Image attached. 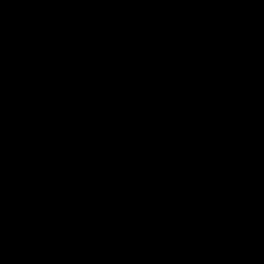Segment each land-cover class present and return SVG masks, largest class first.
Returning <instances> with one entry per match:
<instances>
[{"label": "trees", "instance_id": "1", "mask_svg": "<svg viewBox=\"0 0 264 264\" xmlns=\"http://www.w3.org/2000/svg\"><path fill=\"white\" fill-rule=\"evenodd\" d=\"M76 1L0 0V110L22 109L14 129L0 128V195L53 187L99 161L134 120L113 112L112 94L155 89L144 58L171 86L208 80L199 63L220 45L233 75H264V0H133L117 19L87 25ZM191 124L196 132L178 133L214 157L180 174L166 200L57 218L0 213V264H128L166 247L207 260L263 239L264 122L234 94L213 93Z\"/></svg>", "mask_w": 264, "mask_h": 264}, {"label": "water", "instance_id": "2", "mask_svg": "<svg viewBox=\"0 0 264 264\" xmlns=\"http://www.w3.org/2000/svg\"><path fill=\"white\" fill-rule=\"evenodd\" d=\"M133 0H77L75 13L82 24L113 21ZM7 12L0 7V25ZM218 55L204 67L208 80L185 86H168L150 92L115 91L111 106L119 116L130 112L131 152L95 174L83 185L54 189H24L0 195V213L24 218H57L86 210H132L166 200L173 181L191 168L209 163L214 153L201 149L177 129L196 130L191 114L196 104L213 94H234L264 122V76L236 77ZM128 264H264V238L246 248L226 246L207 260L174 252L134 254Z\"/></svg>", "mask_w": 264, "mask_h": 264}, {"label": "built area", "instance_id": "3", "mask_svg": "<svg viewBox=\"0 0 264 264\" xmlns=\"http://www.w3.org/2000/svg\"><path fill=\"white\" fill-rule=\"evenodd\" d=\"M225 62L228 64L226 60ZM139 64L144 66L150 72V74L155 78L156 80L155 89H161L171 86L168 72L162 74L159 71L153 59L144 58L139 62ZM129 129L130 127L120 128L116 144L113 148L114 151L116 150V152L110 154V150H109V152H107L99 162L95 163L93 166L88 168L85 173L83 171L81 174H78L77 172H70L68 174H59V178L57 179L56 184L53 185V188L55 189L60 188L61 184H64V186L83 185L85 182H87V180H89V178L91 179L90 177L91 174L95 175L97 173H101L115 161L127 156L133 148L130 139Z\"/></svg>", "mask_w": 264, "mask_h": 264}, {"label": "rangeland", "instance_id": "4", "mask_svg": "<svg viewBox=\"0 0 264 264\" xmlns=\"http://www.w3.org/2000/svg\"><path fill=\"white\" fill-rule=\"evenodd\" d=\"M34 22L35 23H37V20L35 19L34 20ZM216 50V51H215ZM224 49L221 47V45L220 46H217L215 49H214V51H215V53H214V56H213V58L214 57H216V56H218V55H221L222 57H223V62L224 63H226L225 62V60L228 62V64H227V66H228V69L231 71V64H230V56H228L224 51H223ZM257 51V50H256ZM216 52H219L218 54L216 53ZM212 58V59H213ZM201 59H204V60H208L209 59V57L208 56H203ZM162 60V59H161ZM211 60V59H210ZM199 65H201V66H203V67H205V64H204V62H200L199 63ZM181 70V68L180 67H177L176 68V72H178V71H180ZM166 72H168V71H166ZM168 74H169V72H168ZM236 77H238V75L236 76ZM243 77H248L247 76V74H244L243 73ZM169 79H171V77L169 76ZM154 80H155V78H154ZM155 82V86H156V80L154 81ZM156 88V87H155ZM113 112H115L114 111V109H113ZM21 113H22V109L20 108V107H17V106H12V105H6V106H4L1 110H0V128H6V129H8V130H12V129H14L15 127H16V125H17V122L19 121V119H20V117H21ZM116 113V112H115ZM55 124H59V121L58 120H55ZM118 135V134H117ZM54 140H56L57 139V137H56V135H54ZM56 142V146H57V144H58V141L56 140L55 141ZM116 144V143H115ZM115 144L113 145V147L111 148V149H109L110 150V154H112V153H114V152H116V150L114 151V146H115ZM109 150H107L105 153H103V155L100 157V159H99V161L101 160V158L107 153V152H109ZM99 161H97V162H99ZM96 162V163H97ZM95 164V163H94ZM93 164V165H94ZM92 165V166H93ZM91 167V166H90ZM90 167H88V168H90ZM88 168H82V169H77V170H69V171H67V172H64V173H60V174H68V173H70V172H77L78 174H81L83 171H84V173L87 171V169ZM85 169V170H84ZM94 175H90V177L92 178ZM58 178H59V176H58ZM57 181V180H56ZM24 189H28V188H30V184L29 183H25L24 185ZM32 189V188H31Z\"/></svg>", "mask_w": 264, "mask_h": 264}, {"label": "bare ground", "instance_id": "5", "mask_svg": "<svg viewBox=\"0 0 264 264\" xmlns=\"http://www.w3.org/2000/svg\"><path fill=\"white\" fill-rule=\"evenodd\" d=\"M223 61V60H222ZM227 68H228V66H227ZM90 179V178H89ZM53 188V187H52ZM55 189V188H54ZM58 189V188H57Z\"/></svg>", "mask_w": 264, "mask_h": 264}]
</instances>
